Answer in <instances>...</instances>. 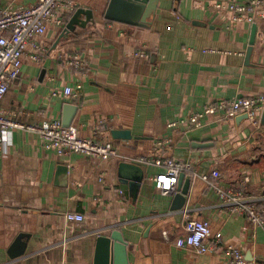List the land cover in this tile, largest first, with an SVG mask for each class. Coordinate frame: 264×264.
Returning a JSON list of instances; mask_svg holds the SVG:
<instances>
[{
  "label": "crops",
  "instance_id": "crops-1",
  "mask_svg": "<svg viewBox=\"0 0 264 264\" xmlns=\"http://www.w3.org/2000/svg\"><path fill=\"white\" fill-rule=\"evenodd\" d=\"M35 1L0 0V9ZM73 1L74 12L89 11L94 22L86 23L82 14L64 36L74 12L63 15L64 26L48 24L35 39L45 54L35 62L32 47L26 48L0 109L24 125L63 124L71 116L66 105L76 106L70 126L78 136L110 143L116 155H60L46 149L38 134L8 131L0 151V264H95L97 237L113 231L127 242V264H228L226 245L239 248L248 263L264 264V226L229 212L201 179L216 169L219 185L244 188L264 209V126L218 114L204 116L196 128L181 123L218 101L264 97V18L234 22L228 9L215 7L251 0H155L144 27L106 19L110 0ZM144 6L137 20L150 9L149 1ZM75 55L85 63L83 70L65 63ZM67 86L78 91L76 98L62 96ZM112 131L129 138H114ZM139 157L151 162H135ZM166 160L191 166L184 172L191 177L189 192L178 211L171 210L174 193L163 195L153 181ZM122 162L143 171L136 193L120 188ZM5 186L35 195L25 204L6 203ZM68 212L85 218L71 231L65 228ZM186 220L208 221L210 239L220 234L223 244L206 254L177 247Z\"/></svg>",
  "mask_w": 264,
  "mask_h": 264
},
{
  "label": "built area",
  "instance_id": "built-area-1",
  "mask_svg": "<svg viewBox=\"0 0 264 264\" xmlns=\"http://www.w3.org/2000/svg\"><path fill=\"white\" fill-rule=\"evenodd\" d=\"M264 5L260 0H251L242 3L228 2L217 3L216 8L228 9L234 22L247 21L253 23L256 16L264 18V12L258 9ZM73 0H36L33 4L21 7H8L0 9V100L6 94L10 84L19 76L23 55L28 46L33 53L30 56L35 62H40L46 50L39 46L36 38L45 33L48 24L54 23L64 26L63 15L70 14L76 9ZM142 57V53H137ZM69 67L83 70L85 63L75 55L67 57L65 62ZM80 89V85H77ZM53 96L58 95L53 92ZM62 96L67 99L76 98L78 91L67 86L62 91ZM264 108V97L255 96L236 98L227 101H218L207 106L202 112L193 114L182 120L181 123L188 128L201 126V119L206 115H221L224 119L246 115L247 119L255 126H259V118ZM177 123H171L175 126ZM25 130L38 134L46 149H54L58 154L81 153L101 160H107L116 155L114 147L107 142H96L91 139L81 138L73 126H64L60 120L42 121L39 124L24 125L12 119L0 109V151H3L6 133L11 130ZM168 141H158L162 146ZM138 163H148L151 159L139 157ZM191 166L174 160L165 161V171L153 178L155 187L163 195L175 192L178 176L187 172ZM201 179L215 191L219 202L229 212L244 216L254 226H264V209H259L254 203V198L249 196L244 188H224L219 185L220 172L216 169L201 175ZM4 200L10 204H25L35 193L19 186H5ZM84 215L78 212H68L64 215L65 228L71 231L84 222ZM184 234L178 237L175 244L179 248H190L196 254L212 252L223 244L220 234L210 239L211 231L206 220H186ZM66 230V229H65ZM166 236V232H163ZM67 240L66 236L64 242ZM228 264H248L243 252L233 245L224 248Z\"/></svg>",
  "mask_w": 264,
  "mask_h": 264
},
{
  "label": "water",
  "instance_id": "water-1",
  "mask_svg": "<svg viewBox=\"0 0 264 264\" xmlns=\"http://www.w3.org/2000/svg\"><path fill=\"white\" fill-rule=\"evenodd\" d=\"M149 1L150 9L142 15V18L137 20V16H139L140 12H142L143 8H145V3ZM151 2V3H150ZM155 0H110L108 8L105 13V18L109 20H117V21H124L131 25L144 27V21L149 16V14L153 11ZM121 13L125 15H130L133 19H124L118 17ZM86 16V23L92 22L93 16L88 11H84L82 9L76 10L74 12L72 18L70 19L69 23L65 27V32L62 36L69 33V31L73 30L74 25L78 24V18L81 15ZM137 22H136V20ZM140 21V23L138 22ZM94 22V20H93ZM142 22V23H141ZM61 36V37H62ZM255 39V26H252L251 37L249 41V48L247 51V56L249 55ZM65 111H71V116L73 113L77 111L76 106L66 105L64 108ZM71 116L64 117L63 125L68 127L71 124ZM240 119H246V115H242L238 117ZM260 125L264 126V108L261 111L260 118H259ZM112 136L114 138L122 137V138H129V133L127 132H120V131H112ZM143 171L142 169L131 163L122 162L119 164L118 169V177H119V184L122 190H125L127 186L130 187L132 193H136L139 189V186L143 179ZM191 183V177L186 176L184 172L180 173L178 176V182L176 186V190L174 192L171 210L178 211L181 210L186 202V197L189 192V187ZM22 237L19 236L16 242L13 244V248H15L19 244V239ZM22 252V251H21ZM14 255L13 257H15ZM96 262L95 264H127V242L121 236L119 231H113L110 235H100L96 239ZM248 264H253L251 259H248Z\"/></svg>",
  "mask_w": 264,
  "mask_h": 264
}]
</instances>
